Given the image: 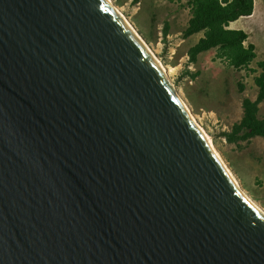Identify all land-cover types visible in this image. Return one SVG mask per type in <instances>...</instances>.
I'll list each match as a JSON object with an SVG mask.
<instances>
[{"label":"water","instance_id":"water-1","mask_svg":"<svg viewBox=\"0 0 264 264\" xmlns=\"http://www.w3.org/2000/svg\"><path fill=\"white\" fill-rule=\"evenodd\" d=\"M109 0H0V264H264V213Z\"/></svg>","mask_w":264,"mask_h":264},{"label":"rangeland","instance_id":"rangeland-1","mask_svg":"<svg viewBox=\"0 0 264 264\" xmlns=\"http://www.w3.org/2000/svg\"><path fill=\"white\" fill-rule=\"evenodd\" d=\"M254 1V13L241 19V29L248 34L247 44L255 45L257 57L248 68L235 69L217 58L215 50L190 61L188 50L202 33L184 38L191 16L187 0H112L168 71L179 96L242 191L264 210V139L230 142L224 135L241 120L243 99L257 97L254 79L259 73L257 62L264 59V0ZM259 115L264 117V101Z\"/></svg>","mask_w":264,"mask_h":264},{"label":"trees","instance_id":"trees-1","mask_svg":"<svg viewBox=\"0 0 264 264\" xmlns=\"http://www.w3.org/2000/svg\"><path fill=\"white\" fill-rule=\"evenodd\" d=\"M190 19L183 32L184 38L202 33V37L188 50L191 62L210 50L235 69L248 68L256 59V47L247 44L248 34L243 29H232L230 24L240 18L251 16L254 0H187ZM259 69L254 82L258 89L255 100L244 98L243 116L231 133H225L230 142L254 137L264 139V117L259 115V104L264 101V59L257 62ZM256 71V70H254ZM243 86H240V89Z\"/></svg>","mask_w":264,"mask_h":264},{"label":"bare ground","instance_id":"bare-ground-1","mask_svg":"<svg viewBox=\"0 0 264 264\" xmlns=\"http://www.w3.org/2000/svg\"><path fill=\"white\" fill-rule=\"evenodd\" d=\"M110 1V3L112 4V5H114L113 4V2H112V0H109ZM116 8V7H115ZM117 9V8H116ZM119 11V10H118ZM120 13V12H119ZM127 21V20H126ZM127 23H128V21H127ZM129 24V26L132 28V30L133 31H135V29L132 27V25L130 24V23H128ZM135 33H136V31H135ZM138 34V33H137ZM139 36V35H138ZM140 37V36H139ZM145 45L147 46V43H145ZM147 48H148V50L152 53V51L149 49V47L147 46ZM153 54V53H152ZM163 66V65H162ZM163 69L167 72V74H168V71L163 67ZM209 140V139H208ZM210 142V141H209ZM230 173H231V171H229ZM231 175L233 176V178H234V180H235V182L238 184V182H237V180H236V178H235V176L231 173ZM239 185V184H238ZM250 200V199H249ZM250 202L255 206V207H257L261 212H263L264 213V210L263 209H261L257 204H255L252 200H250Z\"/></svg>","mask_w":264,"mask_h":264},{"label":"crops","instance_id":"crops-1","mask_svg":"<svg viewBox=\"0 0 264 264\" xmlns=\"http://www.w3.org/2000/svg\"><path fill=\"white\" fill-rule=\"evenodd\" d=\"M254 10H255V8H254ZM254 13V12H253ZM253 15V14H252ZM251 15V16H252ZM248 17H250V16H248ZM243 18H246V17H243ZM243 18H240V19H238L237 21H235V22H232L231 24H230V28H232V29H241V19H243Z\"/></svg>","mask_w":264,"mask_h":264}]
</instances>
